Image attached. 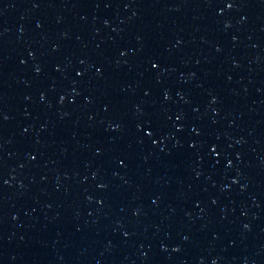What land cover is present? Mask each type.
<instances>
[{
  "label": "water",
  "instance_id": "1",
  "mask_svg": "<svg viewBox=\"0 0 264 264\" xmlns=\"http://www.w3.org/2000/svg\"><path fill=\"white\" fill-rule=\"evenodd\" d=\"M0 264H264V0H0Z\"/></svg>",
  "mask_w": 264,
  "mask_h": 264
}]
</instances>
